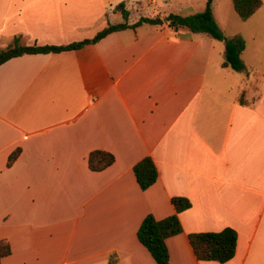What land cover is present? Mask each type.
<instances>
[{"label": "crops", "instance_id": "crops-1", "mask_svg": "<svg viewBox=\"0 0 264 264\" xmlns=\"http://www.w3.org/2000/svg\"><path fill=\"white\" fill-rule=\"evenodd\" d=\"M262 1L246 21L232 0L213 1L223 33L245 42L244 71L222 65L224 41L166 21L0 64V239L11 245L2 264H157L138 228L147 214L175 213V196L192 205L166 239L170 264H264ZM121 2L130 25L173 13L146 11L174 0H0V49L16 36L57 46L93 38L123 21ZM204 9L181 0L175 14ZM94 150L114 162L90 169ZM146 156L159 177L143 190L133 167ZM226 227L238 233L234 257L197 259L188 235Z\"/></svg>", "mask_w": 264, "mask_h": 264}, {"label": "trees", "instance_id": "trees-1", "mask_svg": "<svg viewBox=\"0 0 264 264\" xmlns=\"http://www.w3.org/2000/svg\"><path fill=\"white\" fill-rule=\"evenodd\" d=\"M213 1L207 0L205 9L201 12L188 15L171 13L164 19L159 17H141L134 24H129L130 11L125 2L117 5L116 9L121 12L123 21L116 24H108L93 38L73 42L68 45H39L36 43L26 44L21 36H16L9 46L0 49V64L7 60L24 54L60 52L80 48L86 44L96 43L111 32L137 27L144 22L163 24L166 21L171 26H185L192 32H204L212 37L224 41L225 60L224 67H230L235 71H244L245 62L241 56L245 48L244 40L239 36H226L221 30L213 14ZM234 9L243 21L248 20L262 5V0H232ZM242 101V100H241ZM19 150L14 151L8 158L11 165L17 158ZM115 160L112 153L104 150H94L90 153L88 163L90 169L100 171L110 166ZM134 173L141 189L146 190L152 186L159 177L158 168L150 156L138 161L134 167ZM176 210L175 213L157 219L153 214H147L142 220L137 236L139 241L148 249L157 264H170V254L166 239L182 231L179 213L190 208L191 201L182 196L171 199ZM190 245L195 256L199 260H210L225 263L232 259L236 253L238 233L234 228L226 227L220 231L193 232L188 235ZM11 254V245L7 239H0V264L2 259Z\"/></svg>", "mask_w": 264, "mask_h": 264}, {"label": "rangeland", "instance_id": "rangeland-1", "mask_svg": "<svg viewBox=\"0 0 264 264\" xmlns=\"http://www.w3.org/2000/svg\"><path fill=\"white\" fill-rule=\"evenodd\" d=\"M180 1L181 0H174V2H172L171 4H169V6L166 7V5L164 6L162 3H159L158 6H160V8L158 7H153L151 6L150 8H148V10L146 11V14L148 16H157V15H160L161 17H164L165 15L173 12V13H177L176 11H179V6H180ZM197 1V4H203L204 7H205V3L207 2V0H196ZM142 2H140L138 5H137V9L139 10H142L144 7H142L143 5H141ZM161 6H164V7H161ZM184 11V10H182Z\"/></svg>", "mask_w": 264, "mask_h": 264}]
</instances>
